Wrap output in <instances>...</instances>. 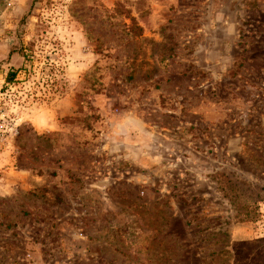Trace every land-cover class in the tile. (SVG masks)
Listing matches in <instances>:
<instances>
[{"label": "rangeland", "instance_id": "obj_1", "mask_svg": "<svg viewBox=\"0 0 264 264\" xmlns=\"http://www.w3.org/2000/svg\"><path fill=\"white\" fill-rule=\"evenodd\" d=\"M1 119L0 264H264V0H0Z\"/></svg>", "mask_w": 264, "mask_h": 264}, {"label": "crops", "instance_id": "obj_2", "mask_svg": "<svg viewBox=\"0 0 264 264\" xmlns=\"http://www.w3.org/2000/svg\"><path fill=\"white\" fill-rule=\"evenodd\" d=\"M182 105L184 106V103H182ZM99 122L100 123L104 122L105 124L109 123L111 125L114 124L112 127L113 135H111L110 137L114 141L118 142L119 146L117 147H119L118 149L119 151L120 149H126L128 153L131 154L133 153V150H136V147L133 144H136L137 142L141 143V141H145V139L147 138L146 132H142V133L138 132L142 130V128L144 127V123H143V118L138 116L135 112L129 111L128 113L125 111H119L118 113L116 112L114 115H111V112H110V116L100 114ZM125 123L127 124L125 125ZM50 125L52 129H57L58 126H60L56 120L50 121L49 126ZM83 126L84 124H82V122L80 121V124L78 126V134L80 135H82L81 130ZM62 129L64 131H68L65 125ZM102 132L103 130H101V133H100L101 135H102ZM70 134H71V140H72L73 133H70ZM200 220L201 219L198 218L197 220H194V222L200 221Z\"/></svg>", "mask_w": 264, "mask_h": 264}, {"label": "built area", "instance_id": "obj_3", "mask_svg": "<svg viewBox=\"0 0 264 264\" xmlns=\"http://www.w3.org/2000/svg\"><path fill=\"white\" fill-rule=\"evenodd\" d=\"M5 122V119L0 120V140H5L6 138H8V132L6 131L7 126Z\"/></svg>", "mask_w": 264, "mask_h": 264}]
</instances>
